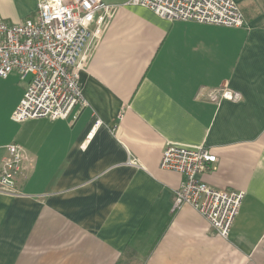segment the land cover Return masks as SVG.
<instances>
[{"label":"crops","instance_id":"1","mask_svg":"<svg viewBox=\"0 0 264 264\" xmlns=\"http://www.w3.org/2000/svg\"><path fill=\"white\" fill-rule=\"evenodd\" d=\"M102 1L113 9L80 73L85 106L18 124L29 79L0 78V165L12 143L35 158L0 187V264H264V0H234L243 28ZM37 4L0 0V20L35 18ZM169 144L206 146L218 163L199 179L246 193L228 240L174 210L183 177L160 167Z\"/></svg>","mask_w":264,"mask_h":264},{"label":"built area","instance_id":"2","mask_svg":"<svg viewBox=\"0 0 264 264\" xmlns=\"http://www.w3.org/2000/svg\"><path fill=\"white\" fill-rule=\"evenodd\" d=\"M128 4L149 9L169 21L231 28L247 24L234 0H130ZM112 9L102 0H38L35 18L18 24L0 20V78L7 79L13 73L21 80L29 77L24 96L11 116L13 122L67 119L74 109L87 104L80 73ZM220 96L238 100V95L227 89ZM100 125L101 121L95 123L89 137ZM6 151L0 165V187L12 191L17 179L33 170L35 158L15 143L7 145ZM217 163V156L206 146L169 144L160 167L183 177L174 192V210L192 207L228 240L246 193L215 189L199 179L201 173L215 171Z\"/></svg>","mask_w":264,"mask_h":264},{"label":"rangeland","instance_id":"3","mask_svg":"<svg viewBox=\"0 0 264 264\" xmlns=\"http://www.w3.org/2000/svg\"><path fill=\"white\" fill-rule=\"evenodd\" d=\"M28 79H29V77H28ZM28 79L26 80L27 82H28Z\"/></svg>","mask_w":264,"mask_h":264}]
</instances>
